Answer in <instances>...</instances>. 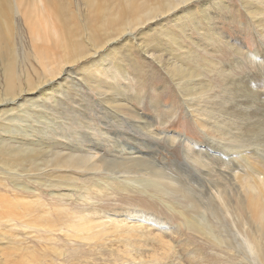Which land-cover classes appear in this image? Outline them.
I'll return each mask as SVG.
<instances>
[{
	"label": "rangeland",
	"instance_id": "obj_1",
	"mask_svg": "<svg viewBox=\"0 0 264 264\" xmlns=\"http://www.w3.org/2000/svg\"><path fill=\"white\" fill-rule=\"evenodd\" d=\"M69 2L70 10L78 14L75 0ZM244 4L261 13L253 14L254 18L251 19L249 8ZM39 5L37 7L40 9H47L42 3ZM205 7L207 13L213 16L210 24H213L212 30L219 39L210 35L213 39L207 40L206 34L211 29L209 21H206L208 19L203 16L202 10ZM80 10L85 18L87 10L84 6ZM188 12H192L197 21L192 23L189 18L186 21L184 18L182 21L187 25L184 29L186 33L183 34L179 30L182 21H173ZM14 18L15 23H10L6 34L13 35L11 28L14 24V43L18 55L20 58L25 53L28 55V60L20 61L23 68L20 77L25 78L28 72L30 81L39 84L41 78L37 79L38 75L45 71L39 63L40 59L36 58L30 24L27 25V19L20 12ZM174 32L182 37L181 41L186 47L177 48V53L171 42ZM129 34L128 31V36L118 41L113 58L101 54L97 58H86L72 67L63 63V56L47 62L51 73L81 70V74L76 73L73 81L61 77L60 91L67 93L60 97L57 92L53 94L57 98H54L57 105L54 101L46 105L40 99L36 103L37 108L25 105L29 109V116L19 114L20 122L16 120L8 123V119L13 117L10 113L3 116L0 120V134L4 130L8 132L0 136V141H33L39 144L41 140L46 144L40 147L44 151L50 149L56 156L58 150L64 149L65 155L78 157L77 153L98 155L99 150L90 149L93 134V140L100 150L115 155L118 153L120 157L146 158L147 154L159 152L157 159L163 162V158H166V163L170 165L169 175L163 179L142 173L138 168L127 173L117 170V175L105 171L94 175L83 171L63 174H59L61 171H52L49 174H55V179H47L46 183L37 184L26 176L22 177L17 185L34 189L31 192L15 191L7 177L3 180L0 178V184H3L0 186H7V189L0 190V197L14 205L4 216L18 212L26 201L42 208L39 213L22 221L16 218L3 219L7 220L6 224L0 220V264H260L256 261L260 257L259 250L252 240L240 232V227L233 224L232 215H226L222 210L220 198H210L203 193L201 184L198 185L188 175L193 170L187 172L180 165L187 161L194 169L195 164L185 154L191 156L203 142L207 140L211 143L212 137L217 136V132H212L211 125L204 123L210 120L209 107L206 106L208 98L204 97L194 103L185 99L182 89L186 85H178L170 77L157 60L159 52H156L157 61L153 60L143 53L138 44L143 42L147 46L144 42L146 40L179 60L189 72L199 70L202 77L198 83L210 87L213 85L211 92L214 99L210 101L217 100L225 80L216 69L220 71L224 64L229 69L230 64H234L235 68L230 69H233L234 76L244 78L253 75L258 81L264 82L261 77V74L264 75V59L260 56L253 59L251 55L257 52L259 55L264 54V0H255L253 3L248 0H197L179 6L175 12L159 16L153 23L136 29L132 37ZM52 39L53 44L57 43L58 34L52 33ZM189 50L192 55L188 54ZM236 50L241 55H237L234 52ZM219 62H222L221 68ZM98 71H104L105 74ZM226 77H229L228 74ZM87 80L99 85L98 88L92 89ZM52 84L51 89L59 87L57 83ZM4 87V70L0 68V93L4 92ZM106 91L116 93L123 100L120 103L126 108L118 113L121 117H127L124 118L126 124L120 123L110 113L109 117L105 114L104 109H109L110 105L98 93ZM34 96L26 94L22 99L29 100ZM24 103L18 105L15 111L19 113ZM84 112H87V119L82 115ZM43 116L48 119L46 122ZM81 121L93 127V132L76 139L73 137L76 129L79 133H89L85 127L80 126ZM147 122L150 123L152 135L163 137L156 142L155 151L142 148L141 144L150 145L155 141L146 130L135 128L136 124ZM28 133L33 137L29 138ZM133 134L137 135L138 141L129 137ZM168 137L188 141L184 143L179 140L170 147ZM78 141H83L81 152L76 151ZM222 144L228 145L224 141ZM70 148L75 152L71 153ZM255 158L259 159V155H255ZM173 163L178 165L174 166ZM240 163L243 166L242 160ZM231 164L232 167L238 165L235 161ZM196 167L203 170L200 165ZM245 167L249 169L246 163ZM224 169L230 171L229 168ZM256 177L264 180L263 175L256 174ZM35 178L45 180L44 176ZM171 179L179 183L175 184ZM151 183H158L163 188H155ZM190 184L198 191L197 194H189ZM176 189H182V192L178 193ZM232 198L235 201L246 199L238 195ZM214 211L219 212L220 217H215ZM188 220L198 227L210 225L217 238L227 239L231 235L232 241H216L209 233L196 232L188 226Z\"/></svg>",
	"mask_w": 264,
	"mask_h": 264
},
{
	"label": "bare ground",
	"instance_id": "obj_2",
	"mask_svg": "<svg viewBox=\"0 0 264 264\" xmlns=\"http://www.w3.org/2000/svg\"><path fill=\"white\" fill-rule=\"evenodd\" d=\"M194 1L197 0H75L74 3H76L77 10L79 11L76 14V11L70 10L69 0H0V68L1 71L4 70L5 82L4 92L0 93V111L8 108L0 112V120L4 118L3 116L10 113L15 118L10 117L8 123L15 122L16 120L19 121V114L24 113L26 116L29 113L27 112L29 109L25 108L26 104H29L30 108H37L36 103L40 99L43 100L44 104L48 105L51 102L53 103L54 98L57 100L53 95L55 92H57V96L59 97L67 93L66 91H60V88H62L61 77L65 76V79L72 80L76 73L78 75L81 74V70L76 72L68 70L65 73L62 70L61 72L53 71L54 73H51L50 65L47 62L52 61L55 57L63 56V63L71 67L79 64L80 61L86 58L93 56L97 58L101 54L113 58L118 48V41L125 39L128 36V31L130 32L129 36L132 37L136 29L153 23L159 16L175 12L179 6L192 4ZM248 1L253 3L255 0ZM39 3H42L44 8L47 9L42 10V7V9L37 7L40 6ZM244 5L249 8L248 15L251 19L254 18L253 14L261 13L260 10L252 9L247 4ZM81 6H84L87 10L85 18L81 14ZM48 9L50 12H48ZM202 11L203 16H206L208 19L206 21H209L208 24H210L213 16H211V13H207L206 7ZM19 12L27 19V25L28 23L30 24L29 29L32 34V42L36 48V58L40 59L39 63H41L45 71L44 74L39 73L38 78L36 77L37 79L41 78L39 84L30 81L31 77H29L28 72L25 73V78L20 77V73L23 71L20 61L25 62L28 60V55L25 53L21 58L18 55L14 43V37L16 38L14 24L11 28L13 35L9 36L6 34L10 28V23H15L14 17ZM184 18L185 21L186 18H189L192 23L197 21L193 17L192 12H188L183 17L175 18L173 22H177V20L182 21ZM31 20H34L33 23H31ZM181 23L182 25L179 26V30L185 34L186 31L184 29H186L185 25L187 24L184 21ZM212 25H209L211 32H207V40L212 38L210 35L219 39V36H216L214 30H212ZM52 33H57L59 36V40L55 44L52 43ZM181 38L174 32L171 42L173 47H175L176 53L177 48H186ZM144 42L148 45L145 46L143 42L138 44L143 53L151 59L156 60V52H159L157 60L165 67L170 77L178 85H186L182 89L185 99L191 100L194 103L196 100L197 102L203 100L204 97L208 98L206 106L207 108L209 107V111H207L209 112L210 120L204 123L211 125L214 134L217 132L216 137L220 136L224 138L212 137L211 143L206 140L202 143V146L197 145L198 149H194L195 151L190 154L191 156L185 152L186 157L190 159L189 161L195 164L194 169L197 168L196 165H200L203 168L202 171L196 169V173H194L195 177L193 175L195 170L190 167L187 161L180 165H183L187 172L188 170H193L192 173L189 171L190 174L188 175L198 185L201 184V191L203 193L210 198H220L222 210L226 215H232L233 224L235 223L236 227H240V232L244 236L246 235L248 240L254 242L260 253V257L256 261L264 264V180L256 177V174L264 176V82L258 81L253 75H248L244 78L242 76H234L232 74V70L235 68L234 64H230V69L233 67L230 70L229 66L223 63V69H221L223 72L217 69L216 71L225 80L224 88L219 92L221 95L217 100L210 101V99H214V95L211 92L214 86H204L203 83H198L202 77L199 70L196 69L193 73L189 72L181 65L179 60L172 58L170 54H165L167 52H162L161 49L156 48V45L153 46L146 42V40ZM128 51L127 49L126 52ZM150 51H153V53ZM234 52L237 55H241L237 50ZM257 53L255 54L257 58L260 56L264 59V54L259 55ZM188 54L192 55V51L189 50ZM220 64L222 62H219V67ZM216 67H218V64ZM98 72L103 75L105 74L104 71ZM227 74L229 77H226ZM261 77L264 80L263 74H261ZM83 78H81L82 81H84ZM256 80L258 81V85ZM87 82L92 86V89H97L99 86L93 84L92 80L91 82L87 80ZM52 83H57L59 87L56 90L51 89ZM210 92L212 95H210ZM26 94H29V96L38 95L29 100L22 99ZM98 95L103 98L108 106L110 105L109 109H104L107 117H109L110 113L120 123H125L126 119L124 118L127 117H121L118 113L119 111L123 112V109L126 108V106L120 103L123 100H120L116 93L110 91L98 93ZM20 102L25 103L18 113L15 110L18 109V105L22 104ZM54 103L57 105L56 101ZM82 115H84V119L88 118L87 112H84ZM44 120L46 122L48 119L45 118ZM80 126L85 127L89 133H79L76 129L73 133V137H76V139L93 132V127L90 128L85 122L81 121ZM139 127L144 131L146 130L155 141V143H151L150 145L141 144L142 148L145 149L146 147L155 151V147H157L156 142L162 140L163 137L159 138V136L156 137L151 134L149 122L136 124L135 128L138 129ZM51 129L55 131V129ZM5 132L8 131L4 130L3 133ZM2 134L0 136H3ZM136 136L133 134L129 137L134 141H138ZM28 137L31 138L33 136L28 133ZM93 139L92 134V146L90 149L99 150L98 155L77 153L78 157L65 155L64 149L58 150L56 156L52 154L50 149L44 151L40 147L46 146V144L41 140L39 144L33 141L18 143L15 140H1L0 178L3 180L2 178L7 177L11 181V184L13 183L12 186H14L15 191L31 192L34 189L17 185L20 183L19 180L26 176L37 184L46 183L47 179H55L53 178V176H56L55 174H49L52 171H61L59 174H63V172L76 173L77 171H83L92 175L105 171L117 175L119 174L117 170L127 173L130 170L138 168L142 173L157 175V177H163V179L165 175H169L170 165L166 163V158H163V162L157 159L159 152L147 154L146 158L136 157L134 159L133 156L124 158L120 157L118 153L115 155L111 152L100 150ZM168 139L170 147L174 146L179 140L184 142L183 138L168 137ZM187 141L185 139L184 143ZM222 141L227 142L228 145L224 146ZM82 142L78 141L79 147L76 146V151L81 152L80 148L83 146L80 147V145H82ZM145 142L143 141V143ZM70 152L74 153L75 151L70 148ZM255 155H259V159H256ZM241 160L243 166L240 163ZM233 161L238 163V165L232 167L231 163ZM245 163L249 169L245 167ZM173 165L177 166L178 164L173 163ZM224 168L232 170V174L230 175V171H226ZM40 176H44L45 180L35 178ZM116 178L121 180L118 176ZM190 178L188 179L190 180ZM171 181L175 184L179 183L175 179H171ZM151 185L158 189L163 188L158 183H151ZM194 188L191 184L188 186L189 194L193 192L195 194L198 193ZM5 189H7V186L6 188L0 186V190ZM176 190L178 193L182 192V189ZM234 195L244 196L246 199H237L235 201V198H232ZM187 198H189L188 194ZM13 206L8 200L0 197V220L3 223L15 218L18 221H22L39 213L42 209L41 206L26 201L21 208L16 206L20 208L18 212L4 216ZM214 216H219V212L214 211ZM187 224L196 232L202 234L209 233L216 241H232L231 235L227 239L215 237L214 229L210 225L198 227L189 220Z\"/></svg>",
	"mask_w": 264,
	"mask_h": 264
},
{
	"label": "snow or ice",
	"instance_id": "obj_3",
	"mask_svg": "<svg viewBox=\"0 0 264 264\" xmlns=\"http://www.w3.org/2000/svg\"><path fill=\"white\" fill-rule=\"evenodd\" d=\"M253 59H257V57L255 56V54H251Z\"/></svg>",
	"mask_w": 264,
	"mask_h": 264
}]
</instances>
